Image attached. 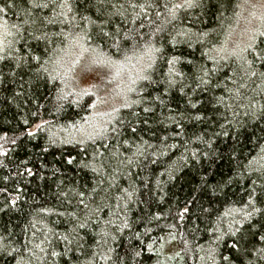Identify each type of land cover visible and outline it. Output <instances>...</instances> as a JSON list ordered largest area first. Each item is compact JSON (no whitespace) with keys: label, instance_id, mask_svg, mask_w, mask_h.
I'll use <instances>...</instances> for the list:
<instances>
[{"label":"trees","instance_id":"trees-1","mask_svg":"<svg viewBox=\"0 0 264 264\" xmlns=\"http://www.w3.org/2000/svg\"><path fill=\"white\" fill-rule=\"evenodd\" d=\"M180 1L0 0V264H264V15Z\"/></svg>","mask_w":264,"mask_h":264},{"label":"rangeland","instance_id":"rangeland-1","mask_svg":"<svg viewBox=\"0 0 264 264\" xmlns=\"http://www.w3.org/2000/svg\"><path fill=\"white\" fill-rule=\"evenodd\" d=\"M191 2L190 0H181L180 3ZM243 7L240 18L245 21L244 26L241 25L237 30L242 37L232 35L233 40L247 41L255 35L260 25L258 18L264 15V0H242ZM0 54L12 42L13 30L12 27L4 20L0 19ZM254 24V25H252ZM256 28V29H255ZM235 36V37H234ZM73 68V69H72ZM71 68V75L74 78V85L76 88L85 89L95 95L97 109L96 112L102 113L104 110L112 108L121 101V97L125 96V92L121 83H125L122 75L110 67L95 63L87 55L83 56L81 60L73 64ZM120 84V86H118ZM178 249L172 242V238L167 236L164 238L162 250L164 258L157 264H179L174 257Z\"/></svg>","mask_w":264,"mask_h":264},{"label":"snow or ice","instance_id":"snow-or-ice-1","mask_svg":"<svg viewBox=\"0 0 264 264\" xmlns=\"http://www.w3.org/2000/svg\"><path fill=\"white\" fill-rule=\"evenodd\" d=\"M149 67H151V65H149ZM144 79H149V77L148 76H145Z\"/></svg>","mask_w":264,"mask_h":264}]
</instances>
